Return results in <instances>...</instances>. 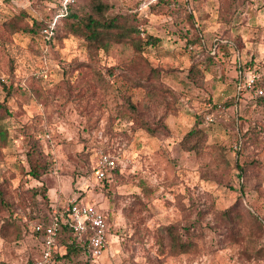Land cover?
I'll use <instances>...</instances> for the list:
<instances>
[{
	"label": "rangeland",
	"instance_id": "obj_1",
	"mask_svg": "<svg viewBox=\"0 0 264 264\" xmlns=\"http://www.w3.org/2000/svg\"><path fill=\"white\" fill-rule=\"evenodd\" d=\"M61 1L0 0V77L12 84L0 183L13 202L0 209V223L3 217L16 222L0 232V264H33L42 238L31 224L48 220L72 198L95 204L107 216L106 246L92 264H264V254L244 253L240 226L231 233L219 216L241 202L240 212L264 217V96L246 92L236 98L240 68H254L264 90V0H175L179 8L173 0H108L111 13H136L158 41L141 54L130 44L100 51L96 68L103 80L85 66L84 42L64 37ZM5 20L45 26L33 35ZM195 36L200 42L191 41ZM192 64L200 74L190 78ZM137 82L153 86L156 102ZM125 95L148 107L147 119L164 116L168 131L152 136L132 130ZM199 114H205V147L200 154L183 151L179 140ZM33 137L50 162L39 180L28 174L26 150ZM237 142L245 144L243 153ZM101 150L120 156L106 182L92 171ZM236 160L250 161L245 174ZM40 186L46 198L32 191ZM171 223L196 225L195 252L160 251L158 236ZM248 227L242 222V231ZM260 232L258 244L264 245ZM75 260L58 256L52 262Z\"/></svg>",
	"mask_w": 264,
	"mask_h": 264
},
{
	"label": "trees",
	"instance_id": "obj_2",
	"mask_svg": "<svg viewBox=\"0 0 264 264\" xmlns=\"http://www.w3.org/2000/svg\"><path fill=\"white\" fill-rule=\"evenodd\" d=\"M160 2L166 1L161 0ZM172 5L174 8H179L180 6V4L175 0L172 1ZM111 10L112 4L108 0H77V2L68 4L66 6L65 14L62 18L63 23L61 30L64 37L72 35L84 42L86 56L88 58L85 66L92 69L93 73L99 77L100 80H103V77L98 71V68H96L100 51H107L111 44H130L135 53L141 54L147 46L154 45L158 41L157 37L147 33L145 29L141 27L143 23L136 13L127 11L125 13L119 12L113 14L111 13ZM16 19L23 21V16L17 17ZM16 23L17 21L14 22L13 20H5L4 22V24L10 25L8 27H12L17 30H23L33 35L40 33L41 29L45 26L41 21L37 20H34L31 25L23 24L21 26ZM13 24L16 25L13 26ZM51 36L52 34L50 37ZM193 39L191 41L194 43L200 42L197 36H195ZM220 42L224 43L223 40ZM107 70L113 71L111 67L107 68ZM150 71L152 74H156L155 69L151 68ZM195 71L197 75L200 74V69L192 64L188 72L190 78H193L192 76L193 74L195 75ZM258 81L256 82V85L258 84ZM238 82L239 71L237 75L236 98L244 96V93L246 92L253 94L248 89L238 90ZM134 85H139L140 87L144 86L147 88L148 90L146 92H148V101L150 103L156 102V96L154 95L155 89H153L152 85L147 86L145 83L139 84V82L135 83ZM11 87L12 84H8L0 77V93L3 92L5 94L4 99L0 100V148L7 144L9 136L4 121L8 116L11 115V111L6 103V99L10 94ZM164 91V94L161 96V101L165 104V100H167L165 96L167 90ZM263 96L264 92L261 95H254L256 98H261ZM123 101L126 107L130 110L132 130H143L152 136L156 135L159 131H168V127L164 123V116L147 119L145 115V109L148 107H146L144 104L140 105L133 102L131 98L128 97V95L123 96ZM232 102L233 100H228L226 104L228 105ZM214 107V105L210 106L205 114L210 113ZM205 114H199L191 128L183 134L178 143V146L181 150L195 154H200L203 151L206 142V133L201 127V124L204 122ZM244 148L245 144L237 142V152L239 151V153H243ZM101 151L112 152L114 154L119 153L117 151L109 150ZM26 159L29 167L28 174L36 180H39L41 176L45 174L50 168V162L42 150L40 142L37 138H29L28 149L26 150ZM235 163L242 174H245L247 168L250 166V161H244L243 164H239L238 160H236ZM117 165L113 167L110 172L115 173L117 170ZM92 171H94V166ZM107 178L108 177L103 178L102 180L105 181ZM32 191L35 195L40 194L46 198L47 190L44 186L34 188ZM7 205L13 206V202H10L4 184L0 183V209L6 207ZM240 206L241 202L221 211L219 213L221 221L226 224V227L230 229L231 233H238V227L240 226L242 233H239H241L240 236L243 241V251L247 257H254L255 255L259 254L262 255L264 254V245L258 244L257 237H260V235L263 233L260 231H264V217H259L249 209L242 213L238 210ZM101 211L103 212L107 222L106 214L103 210ZM14 220L15 219H11L9 217L1 218L0 232L6 226H15L16 222ZM63 220L64 219H62L60 222L57 237L60 247L58 252L53 255V261L58 256L63 258H72L75 256L76 260L73 261L72 264H92V257L89 256L85 248L84 240H79L72 232L67 221ZM242 222H246L249 225L245 231H242ZM195 226L196 225L193 223L184 225L171 223L165 225L162 228L161 234L158 236L160 251L164 252L165 248H167L168 253L174 256L195 252L198 247L196 240L198 235L194 232ZM257 227L258 230L255 231ZM35 234H38L42 238L41 233L35 232ZM82 254L87 255V259L84 261L78 258Z\"/></svg>",
	"mask_w": 264,
	"mask_h": 264
},
{
	"label": "built area",
	"instance_id": "obj_3",
	"mask_svg": "<svg viewBox=\"0 0 264 264\" xmlns=\"http://www.w3.org/2000/svg\"><path fill=\"white\" fill-rule=\"evenodd\" d=\"M72 0H62L61 14H65L66 6ZM260 74L250 66L239 70L238 90L248 89L253 95H261L264 90L257 86ZM120 160L119 153L100 151L94 165V177L98 180L110 177V170ZM67 221L74 235L84 240L85 248L92 260L99 257L107 242L108 224L101 209L95 204L72 198L66 201L60 210L53 209L47 221L34 222V232L42 234L41 255L33 264H51L53 255L59 250L57 240L60 222ZM63 220V221H64Z\"/></svg>",
	"mask_w": 264,
	"mask_h": 264
},
{
	"label": "crops",
	"instance_id": "obj_4",
	"mask_svg": "<svg viewBox=\"0 0 264 264\" xmlns=\"http://www.w3.org/2000/svg\"><path fill=\"white\" fill-rule=\"evenodd\" d=\"M50 215H51V214H49V216L47 217V219L50 217ZM37 221H47V220H37ZM37 221H36V222H37ZM33 223H34V222H33ZM33 223H32V224H33ZM32 224H31V225H32ZM51 264H53V262H52Z\"/></svg>",
	"mask_w": 264,
	"mask_h": 264
}]
</instances>
